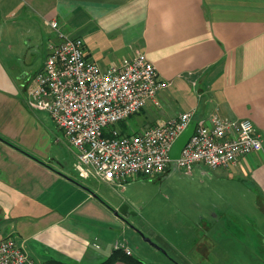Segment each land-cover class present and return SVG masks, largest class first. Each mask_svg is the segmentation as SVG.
Returning a JSON list of instances; mask_svg holds the SVG:
<instances>
[{
  "label": "crops",
  "instance_id": "1",
  "mask_svg": "<svg viewBox=\"0 0 264 264\" xmlns=\"http://www.w3.org/2000/svg\"><path fill=\"white\" fill-rule=\"evenodd\" d=\"M51 21L81 39L86 58L100 67L140 52L168 83L159 106L140 112L146 122L134 132L183 112L253 123L262 149L210 170L222 181L208 199L210 219L194 221L206 236L189 251L200 264L212 253L228 256L234 243L220 235L221 219L246 206L264 241V0H0V237L14 236L35 264H102L114 250L134 257L116 188L141 176L123 183L80 177L62 131L28 104L48 44L58 41ZM60 140L71 165L62 163ZM168 170L171 164L159 176Z\"/></svg>",
  "mask_w": 264,
  "mask_h": 264
},
{
  "label": "built area",
  "instance_id": "2",
  "mask_svg": "<svg viewBox=\"0 0 264 264\" xmlns=\"http://www.w3.org/2000/svg\"><path fill=\"white\" fill-rule=\"evenodd\" d=\"M49 26L58 41L48 44L43 66L28 86V104L48 113L62 131L75 152L77 174L123 183L164 173L172 164V145L193 120L192 112L127 133L121 124L149 103L158 107L156 96L168 83L159 80L143 53L102 68L86 58L81 39L61 32L56 21ZM195 121L193 134L175 161V168L188 174L196 165L209 170L232 166L262 149L261 136L249 119L210 115ZM0 264L35 262L14 236L4 235Z\"/></svg>",
  "mask_w": 264,
  "mask_h": 264
},
{
  "label": "rangeland",
  "instance_id": "3",
  "mask_svg": "<svg viewBox=\"0 0 264 264\" xmlns=\"http://www.w3.org/2000/svg\"><path fill=\"white\" fill-rule=\"evenodd\" d=\"M145 119L142 113L132 116L123 123L126 132L141 129ZM68 150L66 143L60 140L62 163L71 165L73 157ZM201 168L193 167L189 174L174 168L168 170L167 176H143L116 188L124 197L122 205L127 214L123 219L128 223L129 246L133 256L144 264H185V261L200 264L203 260L192 257L194 254L189 251L192 241L206 236L203 228L198 224L199 228L195 226L194 221L199 223L202 215L210 219L213 210L207 207L208 199L217 195V186L222 180L214 175L217 170ZM227 184L231 185V182ZM251 211L246 206L238 210V216L235 211L227 210L219 225L220 235L226 238V243L233 242V247L228 250V256L212 253L208 264H264V241L258 239L262 226H255L250 220ZM252 234L257 240L250 242L247 237ZM143 238L149 239L159 250Z\"/></svg>",
  "mask_w": 264,
  "mask_h": 264
},
{
  "label": "water",
  "instance_id": "4",
  "mask_svg": "<svg viewBox=\"0 0 264 264\" xmlns=\"http://www.w3.org/2000/svg\"><path fill=\"white\" fill-rule=\"evenodd\" d=\"M196 121L192 120L186 130L176 139L174 144L172 145V148L169 152V158L172 161L171 169L175 168V161L179 158L180 153L184 146L187 144L188 140L193 134L194 128H195ZM121 211V208L116 212L118 214ZM145 242L149 243L152 246H155L149 239L143 238ZM156 249L159 250L158 247L155 246Z\"/></svg>",
  "mask_w": 264,
  "mask_h": 264
},
{
  "label": "trees",
  "instance_id": "5",
  "mask_svg": "<svg viewBox=\"0 0 264 264\" xmlns=\"http://www.w3.org/2000/svg\"><path fill=\"white\" fill-rule=\"evenodd\" d=\"M119 253V251L114 250L112 254L102 264H113L119 259H123L127 264H142V262L137 258L125 254L120 257Z\"/></svg>",
  "mask_w": 264,
  "mask_h": 264
}]
</instances>
